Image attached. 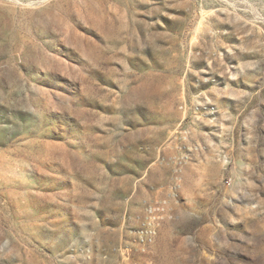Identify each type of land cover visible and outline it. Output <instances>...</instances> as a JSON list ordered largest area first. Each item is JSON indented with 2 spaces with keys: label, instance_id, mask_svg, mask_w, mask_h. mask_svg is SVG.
<instances>
[{
  "label": "rangeland",
  "instance_id": "374dc122",
  "mask_svg": "<svg viewBox=\"0 0 264 264\" xmlns=\"http://www.w3.org/2000/svg\"><path fill=\"white\" fill-rule=\"evenodd\" d=\"M0 264H264V0H0Z\"/></svg>",
  "mask_w": 264,
  "mask_h": 264
}]
</instances>
